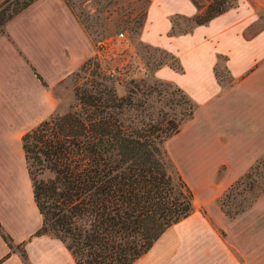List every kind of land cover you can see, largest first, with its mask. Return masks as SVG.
Returning a JSON list of instances; mask_svg holds the SVG:
<instances>
[{"label":"crops","instance_id":"obj_1","mask_svg":"<svg viewBox=\"0 0 264 264\" xmlns=\"http://www.w3.org/2000/svg\"><path fill=\"white\" fill-rule=\"evenodd\" d=\"M148 1L139 40L172 53L181 68L176 75L164 65L153 77L177 84L195 105L192 117L164 142V149L187 186L178 162L212 165L205 181L212 193L201 200L188 186L193 212L167 228L131 264H264V191L233 218L216 203L264 155V26L247 34L261 21L264 0H238L235 8L207 24L172 37L170 19L191 18L195 7L189 0ZM23 17L32 36L27 50L10 29ZM1 43L11 56L0 55V228L12 248L0 237V264H75L58 240L33 236L41 216L21 137L52 114L53 88L94 58L93 43L65 0H35L4 25ZM220 168L221 178L214 184ZM17 248L25 263L13 251Z\"/></svg>","mask_w":264,"mask_h":264},{"label":"trees","instance_id":"obj_2","mask_svg":"<svg viewBox=\"0 0 264 264\" xmlns=\"http://www.w3.org/2000/svg\"><path fill=\"white\" fill-rule=\"evenodd\" d=\"M34 1L4 0L2 4L6 6L0 7V35L4 25ZM142 1L144 9L132 18L137 35L149 5L148 0ZM189 1L196 14L191 18L172 17L170 36L187 34L193 27L235 8L238 2ZM176 19L188 26L175 31ZM161 53L167 57L166 62L159 61L153 72L164 65L181 71L177 58ZM92 59L79 69L87 72ZM104 78L99 83L86 81L74 92L69 111L51 114L21 137L34 204L41 216V226L33 236L58 240L75 264H131L167 228L194 210L192 192L168 157L164 142L192 117L195 105L176 89L180 94L176 95L177 105L160 95L157 86L161 83L151 87L142 80H130L119 96ZM29 159L37 165L39 175L47 172L46 179L36 180L31 175ZM260 161L261 158L216 199L227 218L244 211L264 191V183L243 184ZM238 184L242 188L237 194L245 192L249 197L229 204L228 194ZM0 237L11 249L1 228ZM20 256L25 263L23 251Z\"/></svg>","mask_w":264,"mask_h":264},{"label":"rangeland","instance_id":"obj_3","mask_svg":"<svg viewBox=\"0 0 264 264\" xmlns=\"http://www.w3.org/2000/svg\"><path fill=\"white\" fill-rule=\"evenodd\" d=\"M3 1L4 0H0V7L6 6V4H2ZM65 1L92 39L95 53L87 72L78 68L74 73L66 77L53 88L52 91L56 99V107L52 114L63 115L69 111L74 104L73 95L76 89L83 86L86 81L93 80L99 83L101 81L100 79L104 78V71L112 68L119 69V76L116 79H108L107 81L113 85L117 95L121 96L124 94V86L127 85L130 80H142L146 85L151 87L154 84L157 86V83H161L162 85L157 86L160 95H165V97L171 98L173 103H176L177 105L179 104V98L176 96L180 95L179 92L176 91V89H179L178 85L173 82L159 81L153 77L155 65L159 61L164 63L167 59L161 51H164L175 58L177 57L160 47L155 48L153 46L150 47L142 44L137 32L133 31L132 18L138 12L141 13L144 9V3L142 0ZM258 13L261 21L253 27V29H250L247 34H251L254 30H257V28L264 26V13L260 11ZM175 24L177 25L175 31L178 30V28L184 29L188 26V24L181 19H176ZM27 25V18L23 17L21 21L18 19L12 26H10L15 37L19 41H22V46L25 49L28 47L27 45L25 46V44L30 42V38H32V36H29L26 32ZM119 33L123 35L122 38H117ZM168 36L172 37L178 35L170 36L168 32ZM0 55H4L5 57L11 56L10 50L3 43L0 45ZM218 65H221V61ZM175 74L180 75V71H175ZM27 166L29 172L36 180L46 179L48 177L47 172H43L40 175L38 174V167L31 159L27 161ZM177 166L189 181L193 191L199 199L204 200L211 195L212 189L208 188L205 181L210 178L208 169L212 165H205L203 163L199 165L196 163L181 161L177 163ZM200 167H203L204 169H200ZM221 175L222 169L220 168L212 180L214 184H218ZM229 176L231 175H228L227 177L229 178ZM253 181L256 185L264 183V155L257 168L252 169L249 172L248 178L245 179L243 184H248ZM185 182L187 183L186 180ZM241 188L242 184H238L229 192L227 197L229 204H236L242 201L243 198L248 199L249 196L245 192L241 193V196L237 194L240 193ZM221 192L222 191H219L217 195ZM13 251L18 252L19 255L21 254L20 248L14 249Z\"/></svg>","mask_w":264,"mask_h":264},{"label":"built area","instance_id":"obj_4","mask_svg":"<svg viewBox=\"0 0 264 264\" xmlns=\"http://www.w3.org/2000/svg\"><path fill=\"white\" fill-rule=\"evenodd\" d=\"M122 37L123 35L121 33L117 35V38H122ZM103 75L110 80L116 79L119 76V69L112 68L105 70Z\"/></svg>","mask_w":264,"mask_h":264}]
</instances>
